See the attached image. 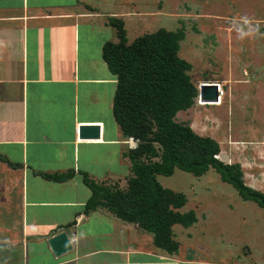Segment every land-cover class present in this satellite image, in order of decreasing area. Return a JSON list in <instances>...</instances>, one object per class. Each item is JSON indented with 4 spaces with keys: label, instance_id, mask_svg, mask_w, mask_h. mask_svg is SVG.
Instances as JSON below:
<instances>
[{
    "label": "crops",
    "instance_id": "obj_1",
    "mask_svg": "<svg viewBox=\"0 0 264 264\" xmlns=\"http://www.w3.org/2000/svg\"><path fill=\"white\" fill-rule=\"evenodd\" d=\"M121 4L0 0V264H238L210 258L208 247L202 258L171 255L138 225L85 211L83 176L119 183L136 147L115 120L117 77L103 58L105 44L119 41L109 21L122 19ZM90 126L100 138L80 139ZM68 173L64 183L42 177ZM61 232L73 249L56 257L49 240Z\"/></svg>",
    "mask_w": 264,
    "mask_h": 264
},
{
    "label": "rangeland",
    "instance_id": "obj_2",
    "mask_svg": "<svg viewBox=\"0 0 264 264\" xmlns=\"http://www.w3.org/2000/svg\"><path fill=\"white\" fill-rule=\"evenodd\" d=\"M118 10L128 46L159 30L184 33L179 55L192 66L187 74L198 97L175 120L179 124H188L189 117L196 120L197 133L219 144L215 159L238 165L245 184L264 194V0H122ZM207 83L217 87L220 83L225 91L218 103L198 102L199 88ZM157 132L152 126L149 139ZM129 139L135 149L143 143ZM152 145L159 153L152 162H161L163 147ZM133 177L131 170L119 183L100 186L109 193H125ZM157 179L185 198L186 204L173 211L197 216L198 222L189 228L173 225L178 251L202 258L208 247L212 251L208 256L215 260L264 264V209L243 200L215 169L201 176L176 169L173 176Z\"/></svg>",
    "mask_w": 264,
    "mask_h": 264
},
{
    "label": "trees",
    "instance_id": "obj_3",
    "mask_svg": "<svg viewBox=\"0 0 264 264\" xmlns=\"http://www.w3.org/2000/svg\"><path fill=\"white\" fill-rule=\"evenodd\" d=\"M109 24L117 30L119 40L118 43H106L103 49V58L117 77L114 117L125 137L143 143L127 155L134 174L127 192L109 193L100 186L102 184L83 176L84 185L92 192L86 213L106 209L123 222L138 225L152 234L154 246L173 255L179 248L173 237V225L189 228L198 220L194 212L173 211L181 209L186 200L165 189L157 179L159 175L171 177L179 169L201 176L213 168L243 200L264 209V194L245 184L242 169L215 159L214 156L220 153L219 144L198 135L189 124H179L175 120L180 112L192 108L198 97V89L187 74L192 66L179 55L184 33L159 30L128 46L124 22L110 19ZM152 126L158 132L150 140L148 135ZM152 142L163 147L161 162H152L153 158L159 157ZM143 158L148 161L141 162ZM42 177L64 183L73 174H45Z\"/></svg>",
    "mask_w": 264,
    "mask_h": 264
},
{
    "label": "water",
    "instance_id": "obj_4",
    "mask_svg": "<svg viewBox=\"0 0 264 264\" xmlns=\"http://www.w3.org/2000/svg\"><path fill=\"white\" fill-rule=\"evenodd\" d=\"M200 102L205 104L218 103V87L212 83L204 84L199 89ZM79 137L84 140H97L100 138V128L97 126L81 127ZM49 246L56 257H61L70 251L73 246L70 238L65 232H61L49 240Z\"/></svg>",
    "mask_w": 264,
    "mask_h": 264
},
{
    "label": "built area",
    "instance_id": "obj_5",
    "mask_svg": "<svg viewBox=\"0 0 264 264\" xmlns=\"http://www.w3.org/2000/svg\"><path fill=\"white\" fill-rule=\"evenodd\" d=\"M212 84H215V83H212ZM201 87V86H200ZM200 89V88H199ZM218 92H219V100L221 98L224 97L225 95V91L223 90V88H221V86L218 84ZM199 98H200V94H199ZM199 102H200V99H199Z\"/></svg>",
    "mask_w": 264,
    "mask_h": 264
}]
</instances>
